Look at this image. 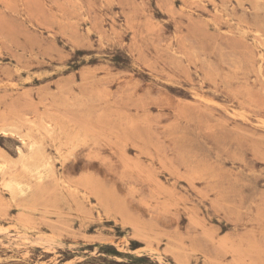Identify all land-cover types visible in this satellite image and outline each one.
Listing matches in <instances>:
<instances>
[{
    "label": "rangeland",
    "instance_id": "obj_1",
    "mask_svg": "<svg viewBox=\"0 0 264 264\" xmlns=\"http://www.w3.org/2000/svg\"><path fill=\"white\" fill-rule=\"evenodd\" d=\"M0 264H264V0H0Z\"/></svg>",
    "mask_w": 264,
    "mask_h": 264
},
{
    "label": "bare ground",
    "instance_id": "obj_2",
    "mask_svg": "<svg viewBox=\"0 0 264 264\" xmlns=\"http://www.w3.org/2000/svg\"><path fill=\"white\" fill-rule=\"evenodd\" d=\"M40 167H41V166H36L35 169H33V170H34V171H35V170H39ZM31 170H32V168H31ZM12 183H14V182H12ZM14 184H15L14 187H17V188H19V189H22V185H21L19 182H16V183H14ZM19 189H18V190H19Z\"/></svg>",
    "mask_w": 264,
    "mask_h": 264
}]
</instances>
